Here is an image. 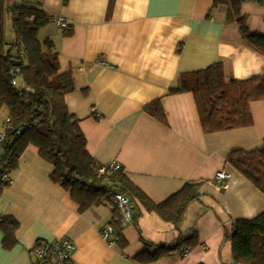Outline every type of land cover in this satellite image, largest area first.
<instances>
[{
    "label": "crops",
    "instance_id": "1",
    "mask_svg": "<svg viewBox=\"0 0 264 264\" xmlns=\"http://www.w3.org/2000/svg\"><path fill=\"white\" fill-rule=\"evenodd\" d=\"M16 1L68 22V28L50 22L39 38L53 40L61 69L74 77L76 88L66 101L97 162L120 163L131 183L156 203L188 182H202V195L189 204L178 228L154 211L135 209L131 200L133 214L141 215L111 243L101 230L112 221L113 207L104 201L82 211L52 178L54 166L30 146L0 194V212L20 224L11 249L4 248L0 227V264H35L37 241L63 238L76 245L72 264H235L227 226L231 219L263 212L264 194L229 166L227 157L234 149L250 151L263 143L264 99L250 104L253 125L205 133L194 94L170 93L182 73L217 62L224 64L228 79L264 74V53L230 19L229 7L216 0ZM157 99L166 122L145 110ZM0 111L3 129L7 111ZM219 171L231 174L224 188L216 180ZM193 231L200 244L187 255L173 253L148 263L136 259L150 243L173 245Z\"/></svg>",
    "mask_w": 264,
    "mask_h": 264
},
{
    "label": "trees",
    "instance_id": "2",
    "mask_svg": "<svg viewBox=\"0 0 264 264\" xmlns=\"http://www.w3.org/2000/svg\"><path fill=\"white\" fill-rule=\"evenodd\" d=\"M246 1L216 0L215 4L227 5L230 19L239 24L243 36L264 53V33L251 30L246 24V15L241 13ZM8 21L13 32L11 41L6 34ZM52 21L38 5L0 0V110L6 109V118L11 122L1 145V166L10 171L17 169L21 155L32 146L54 166L52 178L71 193L82 211L104 204L106 198L120 191L137 204L135 209L142 206L154 211L178 228L189 204L201 197L202 182H188L167 200L156 203L134 186L122 169L101 171L103 165L88 150L81 120L69 110L66 101L67 95L76 88L74 77L61 69L53 40L39 38L40 29ZM14 59L20 64L14 65ZM15 68L21 73L14 77ZM182 92L194 94L205 133L249 127L253 125L251 102L264 99V74L242 80L228 79L224 64L217 62L204 69L182 73L170 93ZM145 110L167 121L162 99L147 104ZM227 164L264 194V140L254 150H232ZM8 185L0 175V194ZM110 205L113 219L109 224L120 234L123 229L120 210L116 204ZM140 215L138 211L133 219L137 220ZM19 226L14 216L0 212L4 248L15 246ZM122 237L121 232L118 241ZM225 238L231 243L233 263L264 264V211L253 218L231 219ZM199 244V235L193 231L179 237L173 245L150 243L136 259L148 263L173 253L183 254V249L192 250Z\"/></svg>",
    "mask_w": 264,
    "mask_h": 264
},
{
    "label": "built area",
    "instance_id": "3",
    "mask_svg": "<svg viewBox=\"0 0 264 264\" xmlns=\"http://www.w3.org/2000/svg\"><path fill=\"white\" fill-rule=\"evenodd\" d=\"M60 27L68 28V22L62 17L53 18ZM11 125L9 119H6L5 127L0 129V146L6 139L7 128ZM122 166L118 162H111L101 167V171H118ZM0 175L5 183L10 184L12 182L11 171L8 168H4L0 164ZM231 174L226 171H219L216 175V180L222 183L223 187L228 185V180ZM108 204H116L121 213V222L124 227L125 224L133 221V206L129 196L116 191L111 197L105 199ZM122 227V228H123ZM123 231V229L120 231ZM103 237L111 243L117 242L120 238L119 232L114 229L112 224L104 226L101 230ZM76 245L70 238H63L57 241H45L39 240L32 249L35 264H72L73 253L75 252ZM183 249V248H182ZM191 250L183 249V254L187 255Z\"/></svg>",
    "mask_w": 264,
    "mask_h": 264
},
{
    "label": "rangeland",
    "instance_id": "4",
    "mask_svg": "<svg viewBox=\"0 0 264 264\" xmlns=\"http://www.w3.org/2000/svg\"><path fill=\"white\" fill-rule=\"evenodd\" d=\"M31 2L27 3V5ZM33 4V3H32ZM241 13L246 15V24L253 29L262 30L264 29V0H247L243 3ZM6 34L8 41H11L12 27L10 21L6 25ZM5 113L0 111V122L2 117L4 118Z\"/></svg>",
    "mask_w": 264,
    "mask_h": 264
},
{
    "label": "water",
    "instance_id": "5",
    "mask_svg": "<svg viewBox=\"0 0 264 264\" xmlns=\"http://www.w3.org/2000/svg\"><path fill=\"white\" fill-rule=\"evenodd\" d=\"M13 64L17 66V65L20 64V61L14 59V60H13ZM20 73H21V70H20L19 68H15V69L12 71V75H13L14 77L17 76V75L20 74Z\"/></svg>",
    "mask_w": 264,
    "mask_h": 264
}]
</instances>
